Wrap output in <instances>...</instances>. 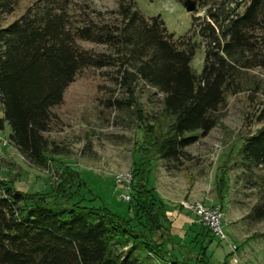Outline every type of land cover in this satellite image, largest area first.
I'll list each match as a JSON object with an SVG mask.
<instances>
[{
  "label": "trees",
  "instance_id": "obj_1",
  "mask_svg": "<svg viewBox=\"0 0 264 264\" xmlns=\"http://www.w3.org/2000/svg\"><path fill=\"white\" fill-rule=\"evenodd\" d=\"M195 1L206 7L205 16L195 18L191 35L175 39L160 17L146 18L133 0H119L108 13L89 5L79 9L72 0H34L7 25L5 17L20 0H0V130L8 124L18 151L33 165L47 167L49 154H62L46 137L52 109L82 71L114 66L116 85L127 97L110 104L133 110L148 136L161 120L168 122L158 155L179 163L189 146L217 127L229 96L264 95V0ZM79 40L105 44L110 52L84 49ZM199 45L205 60L197 74L191 64ZM145 88L162 94L161 111L150 118L137 97ZM236 164L262 194L252 213L261 220L264 125L245 139ZM133 191L137 226L105 207L38 201L0 179V264H190L164 250L175 238L153 211L152 189ZM213 243L210 237L200 242V261Z\"/></svg>",
  "mask_w": 264,
  "mask_h": 264
},
{
  "label": "rangeland",
  "instance_id": "obj_2",
  "mask_svg": "<svg viewBox=\"0 0 264 264\" xmlns=\"http://www.w3.org/2000/svg\"><path fill=\"white\" fill-rule=\"evenodd\" d=\"M33 1L20 0L3 25L18 18ZM72 1L79 9L91 6L103 13L115 10L119 2ZM133 1L146 18L160 17L175 39L191 35L195 18L202 19L206 13L203 4L192 14L177 0ZM106 17L111 18L108 14ZM79 45L100 54L110 52L105 44L79 40ZM204 60L205 47L199 45L191 64L197 74L202 72ZM116 77L114 66L89 68L68 87L63 103L52 109V129L46 133L62 154H49L47 167L33 165L18 151L10 142V128L5 124L0 130V179L38 201L65 205L81 201L86 206L105 207L132 220L134 226L140 223V212L132 203L133 190L146 187L153 191L149 197L155 203L154 213L176 234L174 244L164 245L170 254L190 264H234L231 243L237 247L235 264H264V218L252 216L262 202V194L247 183L242 168L236 164L245 139L264 125V120L259 121L264 95L229 96L217 127L205 137L195 133L200 136L198 142L185 150L187 155L179 163L167 162L160 160L158 145L168 132V122L161 120L155 133L148 136L133 110L112 106L110 100L127 97L126 90L117 87ZM137 97L149 118L161 111V93L145 88ZM3 118L0 99V120ZM183 202L220 208L229 243L207 233L194 214L183 208ZM196 234L205 236L206 242L208 237L214 240L201 261V241L192 242Z\"/></svg>",
  "mask_w": 264,
  "mask_h": 264
},
{
  "label": "built area",
  "instance_id": "obj_3",
  "mask_svg": "<svg viewBox=\"0 0 264 264\" xmlns=\"http://www.w3.org/2000/svg\"><path fill=\"white\" fill-rule=\"evenodd\" d=\"M129 181V179L127 178ZM120 183H123L122 180H119ZM130 189V186L127 187ZM127 201L131 200L130 196H124ZM182 206L185 210L192 212L196 217L197 221L208 228L211 233L222 241H226L229 243L227 239V234L224 232V213L220 208L211 209L203 205L202 203H191V202H183ZM230 251H231V262L235 264L237 259L235 257V252L237 247L231 243H229Z\"/></svg>",
  "mask_w": 264,
  "mask_h": 264
},
{
  "label": "water",
  "instance_id": "obj_4",
  "mask_svg": "<svg viewBox=\"0 0 264 264\" xmlns=\"http://www.w3.org/2000/svg\"><path fill=\"white\" fill-rule=\"evenodd\" d=\"M182 5L188 13L192 14L196 12L198 6L195 0H185Z\"/></svg>",
  "mask_w": 264,
  "mask_h": 264
},
{
  "label": "crops",
  "instance_id": "obj_5",
  "mask_svg": "<svg viewBox=\"0 0 264 264\" xmlns=\"http://www.w3.org/2000/svg\"><path fill=\"white\" fill-rule=\"evenodd\" d=\"M173 229H172V227H171V232H172V234H173V236L174 237H176V234L172 231ZM193 236V235H192ZM194 238L197 240V241H202L203 239H204V236L203 235H198V234H196V235H194ZM212 247V246H211Z\"/></svg>",
  "mask_w": 264,
  "mask_h": 264
}]
</instances>
